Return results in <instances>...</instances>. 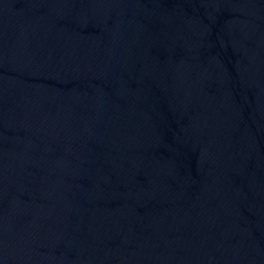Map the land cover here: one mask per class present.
<instances>
[{"label": "water", "instance_id": "95a60500", "mask_svg": "<svg viewBox=\"0 0 264 264\" xmlns=\"http://www.w3.org/2000/svg\"><path fill=\"white\" fill-rule=\"evenodd\" d=\"M0 264H264V0H0Z\"/></svg>", "mask_w": 264, "mask_h": 264}]
</instances>
